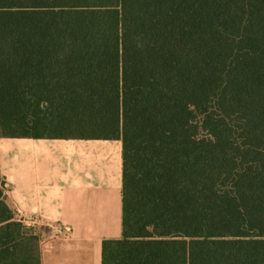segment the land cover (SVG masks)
<instances>
[{
  "label": "trees",
  "instance_id": "1",
  "mask_svg": "<svg viewBox=\"0 0 264 264\" xmlns=\"http://www.w3.org/2000/svg\"><path fill=\"white\" fill-rule=\"evenodd\" d=\"M0 137L122 140L102 264H264V0H0ZM30 230L0 174V264Z\"/></svg>",
  "mask_w": 264,
  "mask_h": 264
},
{
  "label": "crops",
  "instance_id": "2",
  "mask_svg": "<svg viewBox=\"0 0 264 264\" xmlns=\"http://www.w3.org/2000/svg\"><path fill=\"white\" fill-rule=\"evenodd\" d=\"M122 150L121 139L0 137L6 200L38 233L42 264H102L103 241L122 237Z\"/></svg>",
  "mask_w": 264,
  "mask_h": 264
},
{
  "label": "rangeland",
  "instance_id": "3",
  "mask_svg": "<svg viewBox=\"0 0 264 264\" xmlns=\"http://www.w3.org/2000/svg\"><path fill=\"white\" fill-rule=\"evenodd\" d=\"M40 132L45 133V134H56V133H65V132H70V131L62 130L61 128H58V127L53 126V125H51V126L47 125V126L41 127L40 128ZM23 223L25 225H27L28 227H30V229H31L30 231L32 233H36L38 235V233L34 230V227L31 224H29V222L28 223L27 222H23Z\"/></svg>",
  "mask_w": 264,
  "mask_h": 264
},
{
  "label": "built area",
  "instance_id": "4",
  "mask_svg": "<svg viewBox=\"0 0 264 264\" xmlns=\"http://www.w3.org/2000/svg\"><path fill=\"white\" fill-rule=\"evenodd\" d=\"M5 186H6V182H5ZM58 233L63 234V233H65V232H64L63 228H59Z\"/></svg>",
  "mask_w": 264,
  "mask_h": 264
}]
</instances>
